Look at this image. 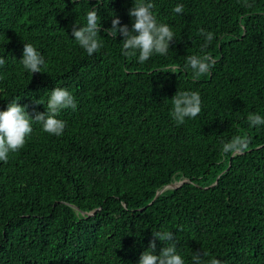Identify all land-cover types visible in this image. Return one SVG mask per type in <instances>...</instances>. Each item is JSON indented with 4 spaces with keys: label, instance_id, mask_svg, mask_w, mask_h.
Segmentation results:
<instances>
[{
    "label": "trees",
    "instance_id": "1",
    "mask_svg": "<svg viewBox=\"0 0 264 264\" xmlns=\"http://www.w3.org/2000/svg\"><path fill=\"white\" fill-rule=\"evenodd\" d=\"M133 2L0 0V111L19 99L30 117L43 113L55 87L77 105L58 115L61 136L33 123L0 161V264H138L158 231L173 233L186 264L199 250L220 264H264V125L247 122L264 117V0H151L175 36L144 63L104 31L113 18L131 29ZM93 7L103 46L89 56L71 32ZM201 29L214 34L203 52ZM23 43L44 57L41 73L23 69ZM205 53L215 65L193 79L186 57ZM176 91L202 101L181 125L170 115ZM237 135L247 150L222 155Z\"/></svg>",
    "mask_w": 264,
    "mask_h": 264
},
{
    "label": "clouds",
    "instance_id": "2",
    "mask_svg": "<svg viewBox=\"0 0 264 264\" xmlns=\"http://www.w3.org/2000/svg\"><path fill=\"white\" fill-rule=\"evenodd\" d=\"M242 6L251 7L248 0H244ZM154 4L151 0H135L133 6L128 10L129 17L133 18L131 29L127 25L119 26L120 20L113 18L111 27L105 29L108 35L115 38L117 33L122 37V54L126 57H135L138 54V62L144 63L153 54L165 55L169 51V44L174 40V32L166 23H160L152 13ZM172 11L181 14L184 11L183 5H176ZM78 28V30H77ZM101 32V19L98 11L93 7L85 15L83 26L73 25L71 35L76 44L89 56L100 51L102 48L98 34ZM200 34L205 36V44L201 51L211 44L214 34L205 33L201 29ZM20 64L25 71L32 74L41 73L45 66V59L31 43H23L22 58ZM5 65V58H0V67ZM215 65V60L209 54L190 55L186 57L185 70H190L193 79H198ZM170 72L177 71L176 67L169 69ZM46 103V111L33 113L30 117L26 106H19L13 100L7 104L6 110L0 111V161L7 163L10 153H16L26 143V138L33 131L32 124L42 125V131L49 135L61 136L67 126L66 122L57 119L61 110H75L77 105L74 96L66 89L55 87L49 92ZM172 110L170 115L177 125L184 123L185 118H195L201 112V97L199 92L179 91L171 98ZM37 104H40L37 102ZM247 122L250 127L264 125V117L259 113H249ZM222 155H236L247 150L249 139L246 136H233L227 142H221ZM153 239L149 242L147 250L139 257L138 264H186L185 259L178 254L174 236L169 231H158L152 233ZM162 242L163 247L159 254H153L156 249L155 241ZM208 253H201L200 250L191 255V264H220L216 258L204 259Z\"/></svg>",
    "mask_w": 264,
    "mask_h": 264
},
{
    "label": "water",
    "instance_id": "3",
    "mask_svg": "<svg viewBox=\"0 0 264 264\" xmlns=\"http://www.w3.org/2000/svg\"><path fill=\"white\" fill-rule=\"evenodd\" d=\"M185 183H188V180H183V181H180V182H176V183H170L166 186H164L159 192H157L156 197H158V195H160V193L162 191H164L166 188H171V189H177V188H180L182 185H184ZM216 184V183H215Z\"/></svg>",
    "mask_w": 264,
    "mask_h": 264
}]
</instances>
